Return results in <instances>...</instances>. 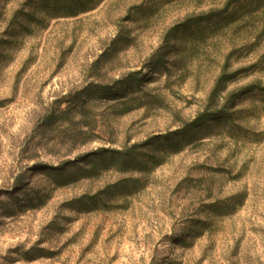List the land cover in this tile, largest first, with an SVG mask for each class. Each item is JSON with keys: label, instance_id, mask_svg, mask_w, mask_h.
Masks as SVG:
<instances>
[{"label": "rangeland", "instance_id": "obj_1", "mask_svg": "<svg viewBox=\"0 0 264 264\" xmlns=\"http://www.w3.org/2000/svg\"><path fill=\"white\" fill-rule=\"evenodd\" d=\"M66 1L0 0V264H264V0Z\"/></svg>", "mask_w": 264, "mask_h": 264}, {"label": "trees", "instance_id": "obj_2", "mask_svg": "<svg viewBox=\"0 0 264 264\" xmlns=\"http://www.w3.org/2000/svg\"><path fill=\"white\" fill-rule=\"evenodd\" d=\"M43 1H46V0H43ZM67 3H69V2H71L70 0H67L66 1ZM50 4H52V5H50V7H49V5L47 4L46 6H45V8H47V10L48 11H50L52 14H53V16H58V14H60L62 11V9H61V7H59V0H52V3L50 2ZM82 6V5H81ZM76 8H78L77 6H72L71 5V7H69V9H67L68 11H67V13H65V14H68V15H74L75 13H76ZM224 12H228V10H225V11H223V12H221L220 14H216V15H214V17H216V18H218V17H220V15L221 14H223ZM221 84H223L222 82L221 83H219L218 85H217V87H216V89L214 90V92H213V99L217 96V92H218V90H219V87L221 86ZM211 116L213 117L214 115H203V117H201L200 119H198V121L195 123V124H193V125H190L189 127H191V130L190 131H187L188 133H187V135H188V137H191V136H194V134L192 133V135L191 136H189L191 133V131L196 127V126H198V124H200V123H203V122H206V121H208L210 118H211ZM190 129V128H189ZM188 130V129H187ZM185 134V133H184ZM196 136V135H195ZM122 165L123 166H126V162L124 161L123 163H122Z\"/></svg>", "mask_w": 264, "mask_h": 264}]
</instances>
